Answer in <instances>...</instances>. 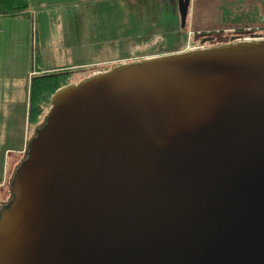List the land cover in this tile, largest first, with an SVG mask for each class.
<instances>
[{
  "label": "water",
  "instance_id": "95a60500",
  "mask_svg": "<svg viewBox=\"0 0 264 264\" xmlns=\"http://www.w3.org/2000/svg\"><path fill=\"white\" fill-rule=\"evenodd\" d=\"M49 103L0 264H264V38L121 63Z\"/></svg>",
  "mask_w": 264,
  "mask_h": 264
},
{
  "label": "rangeland",
  "instance_id": "374dc122",
  "mask_svg": "<svg viewBox=\"0 0 264 264\" xmlns=\"http://www.w3.org/2000/svg\"><path fill=\"white\" fill-rule=\"evenodd\" d=\"M75 4L70 3L64 8L70 15L63 21L64 27H70L72 34L65 30L70 42L64 41L60 50L56 49L60 43H56L53 47L56 51L50 56L59 59L64 55L69 58L68 63L82 65L74 67L76 71L71 75L70 83L79 82L94 72L105 71L121 63L228 43L231 40L264 38V0H191L183 29L180 28L177 0H138L124 6L119 4L117 12L114 3L79 0L76 8ZM78 14L82 16L77 17ZM80 27L85 35H75ZM35 30L32 55L37 46L36 37L40 36ZM75 37L81 39V44L76 43ZM29 48L31 50V46ZM37 52L41 55L39 48L35 54ZM30 63L28 67L33 70L32 60ZM40 121H43V117ZM9 159L10 156L4 163L0 162V171ZM20 161H10L7 166L6 184L0 196L2 202L12 198L10 180ZM3 176L5 178V174Z\"/></svg>",
  "mask_w": 264,
  "mask_h": 264
},
{
  "label": "crops",
  "instance_id": "0c3cea01",
  "mask_svg": "<svg viewBox=\"0 0 264 264\" xmlns=\"http://www.w3.org/2000/svg\"><path fill=\"white\" fill-rule=\"evenodd\" d=\"M93 1L114 3L116 12L119 9V4L124 6L129 2H138V0ZM78 2L79 0H29V18L0 17V149L2 148L0 162L4 163L5 159L10 156L6 166L4 165L0 171L2 174L0 196L6 184L7 166L10 161L14 162L23 158L28 148V141L33 138L37 128L28 123L30 76L31 74L35 75L33 70L28 67L32 60L33 32L36 29V34L40 35L39 38L36 37V44L41 52L43 72L82 66L75 62L68 63L69 58H65L64 55H61L59 59H56V56L55 59L50 57L57 48L59 50L62 48L64 41L70 42V39L65 35V30L70 32V27H64L63 24V21L70 15L69 11L64 8L70 3H76V8ZM111 12H113L112 6ZM80 16L82 15L78 14L77 17ZM75 35H85L82 27ZM75 38L76 43L81 44V39ZM58 42L60 46L53 49ZM29 46H31V50ZM26 125H28L27 128ZM3 174H5V178Z\"/></svg>",
  "mask_w": 264,
  "mask_h": 264
},
{
  "label": "trees",
  "instance_id": "16d2710c",
  "mask_svg": "<svg viewBox=\"0 0 264 264\" xmlns=\"http://www.w3.org/2000/svg\"><path fill=\"white\" fill-rule=\"evenodd\" d=\"M29 0H0V17H24L29 18ZM232 41V40H231ZM231 41H228L231 42ZM234 41V40H233ZM232 41V42H233ZM227 43V42H224ZM222 44V43H219ZM32 55V68L35 75H32L29 88V109H28V123L31 126L40 128L44 124L46 110L50 108L49 99L51 95L60 87L70 83L71 75L76 71L74 68L58 69L51 72H43L41 69V55L38 54V47L35 46ZM43 117V121L40 120ZM36 128V129H37ZM35 136V133H34ZM27 158V154L23 156L18 164L15 172L23 160ZM14 172V174H15ZM10 180V194L11 193V181ZM12 200V198H11ZM2 202L0 200V210L7 207L11 202Z\"/></svg>",
  "mask_w": 264,
  "mask_h": 264
}]
</instances>
